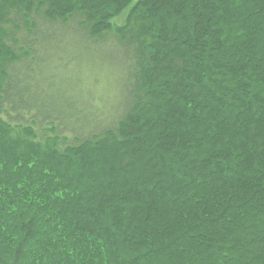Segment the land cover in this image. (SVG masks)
Masks as SVG:
<instances>
[{
    "label": "trees",
    "instance_id": "16d2710c",
    "mask_svg": "<svg viewBox=\"0 0 264 264\" xmlns=\"http://www.w3.org/2000/svg\"><path fill=\"white\" fill-rule=\"evenodd\" d=\"M0 264H264V0H0Z\"/></svg>",
    "mask_w": 264,
    "mask_h": 264
},
{
    "label": "rangeland",
    "instance_id": "374dc122",
    "mask_svg": "<svg viewBox=\"0 0 264 264\" xmlns=\"http://www.w3.org/2000/svg\"><path fill=\"white\" fill-rule=\"evenodd\" d=\"M74 59H75L74 61H77V63H76L77 66H78V65H81V63H80V61L78 60V58H77L76 55L74 56ZM71 62H72V61H71ZM100 78H101V77L98 75V79H99V80H100ZM90 92H92V91H90ZM90 95H91V96H93V95H97V92H95L94 94H93V93H90Z\"/></svg>",
    "mask_w": 264,
    "mask_h": 264
}]
</instances>
